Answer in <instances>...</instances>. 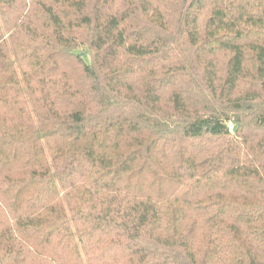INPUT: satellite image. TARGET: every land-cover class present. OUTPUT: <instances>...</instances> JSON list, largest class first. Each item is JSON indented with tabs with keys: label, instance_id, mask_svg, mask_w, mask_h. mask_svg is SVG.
<instances>
[{
	"label": "trees",
	"instance_id": "obj_1",
	"mask_svg": "<svg viewBox=\"0 0 264 264\" xmlns=\"http://www.w3.org/2000/svg\"><path fill=\"white\" fill-rule=\"evenodd\" d=\"M0 264H264V0H0Z\"/></svg>",
	"mask_w": 264,
	"mask_h": 264
}]
</instances>
